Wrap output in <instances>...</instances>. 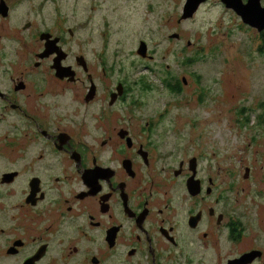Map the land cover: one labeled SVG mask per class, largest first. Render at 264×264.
Returning <instances> with one entry per match:
<instances>
[{
  "label": "flooded vegetation",
  "instance_id": "af4514ba",
  "mask_svg": "<svg viewBox=\"0 0 264 264\" xmlns=\"http://www.w3.org/2000/svg\"><path fill=\"white\" fill-rule=\"evenodd\" d=\"M80 3L0 0V264H264V150L221 167L201 137L148 114L128 77L108 89L119 52L105 38L92 52V27L75 45L60 24L67 5L86 25ZM169 70L179 95L184 76Z\"/></svg>",
  "mask_w": 264,
  "mask_h": 264
},
{
  "label": "rangeland",
  "instance_id": "374dc122",
  "mask_svg": "<svg viewBox=\"0 0 264 264\" xmlns=\"http://www.w3.org/2000/svg\"><path fill=\"white\" fill-rule=\"evenodd\" d=\"M146 1L152 3L149 13L145 11ZM215 1L202 3L197 14L182 20L185 0H135L126 6L120 0H81L79 18L86 20V25H75L67 5V22L60 24L74 29L75 45L88 41L84 31L92 27L97 41L91 46L92 52L99 48L102 38L107 40L110 52H119L115 68L119 73L111 77L108 89L115 90L119 76L125 80L128 77L147 104L148 114L155 115L156 110L164 114L161 119L165 120L166 131V120H177V132L201 137L210 155L219 153L220 166L230 167L229 160L235 153L264 150V124L253 123L263 121L258 117L264 110V54L259 51L264 31L249 28L235 18L232 10ZM178 20L183 22L178 25ZM141 41L147 45L144 52L150 48L158 52L155 60L146 63L138 54ZM187 44V53L180 54L181 46ZM92 52L88 53L91 58ZM168 65L169 71L184 76L186 86L179 95L169 93L162 83ZM193 72L201 75L198 85L189 76ZM138 81L147 91L141 93L144 86ZM195 89H201L200 93ZM165 107L170 110L168 115ZM189 120L196 123L195 128L190 127Z\"/></svg>",
  "mask_w": 264,
  "mask_h": 264
},
{
  "label": "water",
  "instance_id": "95a60500",
  "mask_svg": "<svg viewBox=\"0 0 264 264\" xmlns=\"http://www.w3.org/2000/svg\"><path fill=\"white\" fill-rule=\"evenodd\" d=\"M203 0H186L184 5L183 14L181 19L187 20L193 17L197 11L200 3ZM227 7L232 10L240 17L241 21L245 25H249L251 28L257 30L258 33L264 31V16L260 17L261 13L264 15V7H260L258 0H248L247 5H242L239 0L228 2L225 1ZM144 44L141 43L138 54L144 56Z\"/></svg>",
  "mask_w": 264,
  "mask_h": 264
},
{
  "label": "trees",
  "instance_id": "16d2710c",
  "mask_svg": "<svg viewBox=\"0 0 264 264\" xmlns=\"http://www.w3.org/2000/svg\"><path fill=\"white\" fill-rule=\"evenodd\" d=\"M261 37V48L259 51H261V54H264V33L260 34ZM242 111H239V115L241 114ZM262 116L259 115V120H264V110H262ZM243 127V126H242Z\"/></svg>",
  "mask_w": 264,
  "mask_h": 264
},
{
  "label": "clouds",
  "instance_id": "9594fccd",
  "mask_svg": "<svg viewBox=\"0 0 264 264\" xmlns=\"http://www.w3.org/2000/svg\"><path fill=\"white\" fill-rule=\"evenodd\" d=\"M195 13H196V12H195ZM239 18H240V17H239ZM250 28H251V27H250ZM140 43H144V42L141 41ZM140 45H141V44H140ZM144 54H145V53H144ZM200 90H201V89H200Z\"/></svg>",
  "mask_w": 264,
  "mask_h": 264
}]
</instances>
